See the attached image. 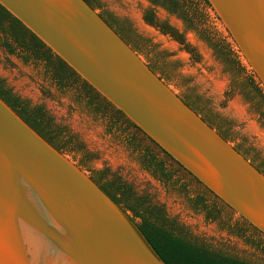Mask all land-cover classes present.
<instances>
[{
  "label": "water",
  "instance_id": "obj_1",
  "mask_svg": "<svg viewBox=\"0 0 264 264\" xmlns=\"http://www.w3.org/2000/svg\"><path fill=\"white\" fill-rule=\"evenodd\" d=\"M206 1L264 90V0ZM0 6L264 235V173L86 0H0ZM0 264H165L127 212L1 97Z\"/></svg>",
  "mask_w": 264,
  "mask_h": 264
},
{
  "label": "rangeland",
  "instance_id": "obj_2",
  "mask_svg": "<svg viewBox=\"0 0 264 264\" xmlns=\"http://www.w3.org/2000/svg\"><path fill=\"white\" fill-rule=\"evenodd\" d=\"M91 1L103 16L124 22L133 35V49L149 67L217 132L226 135V139L251 163L264 170V90L256 80L260 93L249 83L250 71L240 56L244 70H227L213 48L197 32L186 29L176 15L155 7L159 19L183 32L185 41L198 55V59H193L192 54L171 36L144 21L143 13L151 6L149 0ZM205 14L217 37L235 49L209 8L205 9ZM49 70L43 60L25 62L18 54L8 53L0 46V79L29 106L43 108L59 134L63 148L60 151L77 166L91 177L100 172L105 176L102 181L118 178L137 197L161 206L168 217L174 218L193 235L240 258L264 264V252L246 244L245 238L230 234L222 226L227 219L226 211L221 214V225L205 220L203 213L192 210L188 198L201 193L202 184L167 158L124 115L116 114L113 106L104 107L100 104L101 97L93 99L86 94L81 80L75 83L64 79L65 86L61 87L52 78L51 68ZM146 151L164 161L166 169L172 172L170 182L153 177L141 166L139 157ZM120 206L134 222L139 221L133 218L130 210ZM229 215L231 224L240 220L235 212ZM244 234L249 237L251 231ZM263 236L260 234L255 238L264 242Z\"/></svg>",
  "mask_w": 264,
  "mask_h": 264
},
{
  "label": "trees",
  "instance_id": "obj_3",
  "mask_svg": "<svg viewBox=\"0 0 264 264\" xmlns=\"http://www.w3.org/2000/svg\"><path fill=\"white\" fill-rule=\"evenodd\" d=\"M87 2L95 8L91 0H87ZM149 2L151 6L147 7L143 13L144 21L158 28L161 33L171 36L192 54L193 59H198V55L194 48L185 41L183 32L171 26L166 20L159 19L155 13V7L163 8L168 13L176 15L183 21L186 29L197 32L213 48L217 57L227 66V70H244L236 50L231 47L229 42L217 37V32L208 23L205 9L209 8V4L206 0H149ZM100 15L107 19L111 27L117 29L123 35L121 36L132 48L134 47L131 45L133 35L124 22H120L108 15ZM0 46L8 53L18 54L25 62L30 59L45 61L46 70L50 71L49 69L51 68L52 78L56 80L59 86H65L64 79H71L75 83L81 80V85L86 94L93 99L101 97L2 6H0ZM254 80L253 73L250 71L249 83L260 93L263 89L259 90ZM257 85L259 84L257 83ZM0 97L54 147L58 150L63 149L58 140L59 134L52 126V119L41 106H29L28 102L13 94L2 79H0ZM105 101L102 98V103L100 104L104 107H109V103L107 102V104ZM183 101L194 110L190 103ZM115 112L119 116H123L120 111L116 110ZM203 119L211 126L207 119ZM220 135L225 139L227 138L223 133H220ZM161 151L172 162L180 166L163 150ZM139 161L141 166L150 172L153 177L165 183L171 181L172 172L167 170L164 161L157 159L154 154L146 151L140 155ZM256 167L264 173L261 167ZM104 178L105 176L100 172L92 176V179L116 203L130 210L133 213V218H138L139 221L136 224L139 231L165 264H259L233 255L223 248L214 246L203 238L193 235L174 218L168 217L161 206L151 204L143 197H137L131 188L118 178L102 181ZM192 179L195 178L193 177ZM197 183L200 184L198 181ZM188 202L192 210L203 213L205 220L211 222L216 221L221 224L223 222L221 214L226 211L228 213V216L226 215L227 219L221 225L230 234L245 238L246 244L264 252V242L259 237L255 238L261 233L241 217L239 218L240 220L231 224L229 213L231 214L233 211L205 187L201 193L188 198ZM248 230L251 231V235L246 237L244 232Z\"/></svg>",
  "mask_w": 264,
  "mask_h": 264
}]
</instances>
